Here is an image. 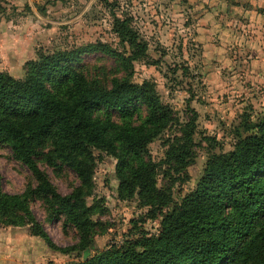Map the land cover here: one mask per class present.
Returning <instances> with one entry per match:
<instances>
[{"label":"trees","instance_id":"trees-1","mask_svg":"<svg viewBox=\"0 0 264 264\" xmlns=\"http://www.w3.org/2000/svg\"><path fill=\"white\" fill-rule=\"evenodd\" d=\"M113 30L125 45L122 52L89 42L39 52L24 63L22 78L0 71V144L33 179L20 193L0 185V222L29 224L49 247L85 254L96 233L93 215L103 213L97 200H87L94 187V152L100 151L116 159L119 196H136L149 218L161 215L160 228L66 264H264V114L244 125L249 133L232 150L212 154L195 187L174 202L171 187H159L157 175L161 165L171 178L194 161L198 113L188 105L190 114L179 121L153 81L133 82L134 62L148 58L147 42L128 16H115ZM94 52L116 58L123 75L104 80L82 71V56ZM139 105L146 111L143 118L134 116ZM175 125L159 167L147 146ZM38 161L69 167L78 185L61 194ZM35 199L47 220L63 218L75 229V244L53 243L30 209Z\"/></svg>","mask_w":264,"mask_h":264},{"label":"rangeland","instance_id":"rangeland-1","mask_svg":"<svg viewBox=\"0 0 264 264\" xmlns=\"http://www.w3.org/2000/svg\"><path fill=\"white\" fill-rule=\"evenodd\" d=\"M115 16L130 17L147 42L148 58L134 62L131 80L153 81L179 121L190 114L188 105L198 113L194 161L171 178L163 175L161 165L157 175L158 186H170L173 201L179 202L197 184L208 158L232 150L249 133L244 125L264 114V0H0V71L22 78L24 63L39 52L89 42L122 52L125 45L113 30ZM79 67L104 80L123 75L119 61L101 52L84 54ZM145 113L139 105L134 116ZM176 133L175 125L148 144V157L159 167L167 139ZM94 154V187L87 200H97L103 213L93 215L96 233L86 253L49 247L31 233L29 224L0 222V264H66L141 233L157 234L161 215L149 218L148 207L136 196L122 199L116 159L105 152ZM38 165L61 194L79 183L65 165ZM31 183L27 167L0 144L1 187L20 193ZM30 209L57 247L76 243L75 229L63 218L47 220L41 201L32 200Z\"/></svg>","mask_w":264,"mask_h":264}]
</instances>
